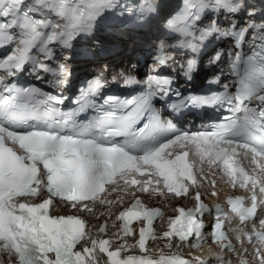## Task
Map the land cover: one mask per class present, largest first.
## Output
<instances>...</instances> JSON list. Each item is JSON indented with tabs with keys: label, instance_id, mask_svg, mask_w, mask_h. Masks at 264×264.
<instances>
[{
	"label": "snow or ice",
	"instance_id": "obj_1",
	"mask_svg": "<svg viewBox=\"0 0 264 264\" xmlns=\"http://www.w3.org/2000/svg\"><path fill=\"white\" fill-rule=\"evenodd\" d=\"M116 2L78 0L70 7V0H0V42L17 40L13 29L22 34L18 39L20 47L0 62V68L6 69L11 76L26 62L46 24L44 19L36 18L37 14H42L41 9L54 10L61 17H68L70 22L61 34L71 38L73 30L86 27L103 7H112ZM193 7L192 0H184L183 10L169 20L168 25H176L178 30L187 32L184 22L192 15ZM151 10L149 0H140L138 5L127 8L130 14L135 11L138 15ZM56 39L57 34L49 36L41 47L40 51L46 52L45 58L51 56L47 45ZM243 74L249 88H264V50L254 53ZM101 86L100 79L94 80L89 91L95 94ZM256 98L264 101V92ZM53 101L63 103L62 98L42 95L35 88L16 90L0 76V252L14 256L15 264H205L202 260L190 262L175 254H147L146 240L156 238L153 220L162 213L158 208L145 207L135 198V192H147L153 183L158 186L154 191L163 193L166 190L176 197L186 196L189 188L198 187L194 175L196 161L186 160L189 152L184 149L188 143L195 145V155L200 162L207 158L209 165L222 164L233 187L239 179V187L251 192L248 198L251 206L246 207L245 198L240 196L228 201L232 213H236L241 222L251 221L252 232L245 234L250 244L256 242L251 254L247 249L236 254L238 257L251 256L240 259L239 264H264V218L258 220V229L254 219L258 206L264 205V107L246 114L242 123L234 122L226 131L176 134L142 155H133L114 141L116 137H125L127 145L138 149L140 141L154 139L158 130L155 125L147 122L137 127L144 116L143 105L131 108L127 115H116V106L125 108L134 101L109 97L104 102L108 110L100 107L98 111L102 115L84 125L75 121L69 124L71 117L64 119L58 108L50 106ZM30 120L36 123L29 124ZM229 133L243 138L244 142L236 144L233 139H226ZM221 143L227 147L219 146ZM172 148L180 151L169 150ZM237 148L245 150L244 156L251 154L250 163L256 165L258 171L254 169L253 174H249L244 168L234 166V157L239 154ZM137 174L147 178L137 179ZM117 177L124 181L123 189H119ZM106 185H112L109 195L118 189L126 191L129 185L137 186L131 193L135 202L115 217L122 222L119 227L124 237L132 233L130 224L134 220L147 222L146 227L139 228L136 244L120 243L116 250H109L115 241L93 235L85 219L74 214H51L60 204L78 212H92L98 200L105 203L101 194L105 193ZM194 199L195 208L180 207L178 215L169 219L164 238L175 236L180 242L202 239L204 224L197 216L205 211V205L200 202L199 191ZM107 204L123 205L124 198L118 195L115 200H107ZM222 226L220 219L213 225V239L217 243L229 239ZM105 231L106 226L99 228V233ZM113 235L119 237L120 233ZM137 245L145 254L121 257L125 248ZM168 246L171 247V243ZM225 248L236 251L231 244H225ZM102 254H106V260ZM220 264L226 262L221 259Z\"/></svg>",
	"mask_w": 264,
	"mask_h": 264
}]
</instances>
